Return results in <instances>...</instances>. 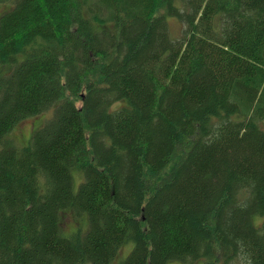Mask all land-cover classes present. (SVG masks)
<instances>
[{
	"label": "trees",
	"instance_id": "1",
	"mask_svg": "<svg viewBox=\"0 0 264 264\" xmlns=\"http://www.w3.org/2000/svg\"><path fill=\"white\" fill-rule=\"evenodd\" d=\"M2 3L0 264H264V0Z\"/></svg>",
	"mask_w": 264,
	"mask_h": 264
},
{
	"label": "rangeland",
	"instance_id": "2",
	"mask_svg": "<svg viewBox=\"0 0 264 264\" xmlns=\"http://www.w3.org/2000/svg\"><path fill=\"white\" fill-rule=\"evenodd\" d=\"M10 7L6 5L5 3L0 4V15L8 10ZM170 29L172 34L175 33L177 35H180V32L182 30V25L179 23V21L174 18L170 17L168 19ZM174 35V34H173ZM49 117L48 113L41 114L39 116L26 119L20 123H18L13 130L10 132V137L17 142V144L20 147L26 146L30 139L32 138L34 132L42 127L45 120ZM87 219L76 216L73 212H64L62 213L61 217V227L65 233H70L73 230H75L77 227H85L87 225ZM127 247V252H128ZM169 264H182L181 262H171ZM198 264H203L198 263Z\"/></svg>",
	"mask_w": 264,
	"mask_h": 264
}]
</instances>
